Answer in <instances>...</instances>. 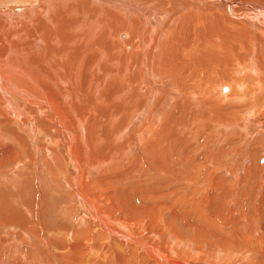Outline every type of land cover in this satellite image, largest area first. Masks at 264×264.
I'll return each instance as SVG.
<instances>
[{
    "label": "bare ground",
    "instance_id": "bare-ground-1",
    "mask_svg": "<svg viewBox=\"0 0 264 264\" xmlns=\"http://www.w3.org/2000/svg\"><path fill=\"white\" fill-rule=\"evenodd\" d=\"M261 215L264 0H0V264H264Z\"/></svg>",
    "mask_w": 264,
    "mask_h": 264
},
{
    "label": "rangeland",
    "instance_id": "rangeland-1",
    "mask_svg": "<svg viewBox=\"0 0 264 264\" xmlns=\"http://www.w3.org/2000/svg\"><path fill=\"white\" fill-rule=\"evenodd\" d=\"M223 90H224V89H223ZM254 180H257V179H254ZM123 193H124V194H122L123 197H124V198H128L127 191H126V192H123ZM52 205H54V203H52ZM49 214H50V216H52L51 212H50ZM261 223H262V225H263V227H264V215H261Z\"/></svg>",
    "mask_w": 264,
    "mask_h": 264
}]
</instances>
